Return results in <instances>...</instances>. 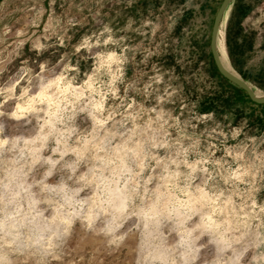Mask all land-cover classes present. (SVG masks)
I'll use <instances>...</instances> for the list:
<instances>
[{
	"label": "rangeland",
	"instance_id": "rangeland-1",
	"mask_svg": "<svg viewBox=\"0 0 264 264\" xmlns=\"http://www.w3.org/2000/svg\"><path fill=\"white\" fill-rule=\"evenodd\" d=\"M220 2L0 0V264H264V105L215 68ZM220 31L264 94V0Z\"/></svg>",
	"mask_w": 264,
	"mask_h": 264
},
{
	"label": "water",
	"instance_id": "water-1",
	"mask_svg": "<svg viewBox=\"0 0 264 264\" xmlns=\"http://www.w3.org/2000/svg\"><path fill=\"white\" fill-rule=\"evenodd\" d=\"M230 2L231 0H221L213 17L209 38V49L211 58L213 60L216 70L222 77H224L226 80L243 90L252 102L256 104H264V94L260 96L256 95L255 90L245 80H243L234 72L227 70L220 61V56L217 47V38L221 23L226 18V12L229 8Z\"/></svg>",
	"mask_w": 264,
	"mask_h": 264
},
{
	"label": "bare ground",
	"instance_id": "bare-ground-1",
	"mask_svg": "<svg viewBox=\"0 0 264 264\" xmlns=\"http://www.w3.org/2000/svg\"><path fill=\"white\" fill-rule=\"evenodd\" d=\"M220 30H219V34H218V38H217V47H218V52H219V56H220V61L222 63V65L229 71L233 72L230 65L228 64L227 62V59L224 55V45H223V41H222V38L220 34ZM256 93V92H255ZM256 95L260 96L259 94L256 93Z\"/></svg>",
	"mask_w": 264,
	"mask_h": 264
},
{
	"label": "trees",
	"instance_id": "trees-1",
	"mask_svg": "<svg viewBox=\"0 0 264 264\" xmlns=\"http://www.w3.org/2000/svg\"><path fill=\"white\" fill-rule=\"evenodd\" d=\"M229 57L233 67L236 70H238V72L242 74L243 77H245V73L242 70L243 58L241 56H233L230 52H229ZM257 105H264V104H257Z\"/></svg>",
	"mask_w": 264,
	"mask_h": 264
},
{
	"label": "snow or ice",
	"instance_id": "snow-or-ice-1",
	"mask_svg": "<svg viewBox=\"0 0 264 264\" xmlns=\"http://www.w3.org/2000/svg\"><path fill=\"white\" fill-rule=\"evenodd\" d=\"M81 160L84 163H88V158L87 157H81ZM79 162V161H78ZM131 163H134V161H130ZM81 180H85V177H81ZM43 191V189H41Z\"/></svg>",
	"mask_w": 264,
	"mask_h": 264
}]
</instances>
